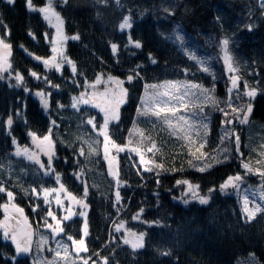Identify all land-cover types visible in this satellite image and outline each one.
Instances as JSON below:
<instances>
[{"label": "snow or ice", "instance_id": "6c2138e0", "mask_svg": "<svg viewBox=\"0 0 264 264\" xmlns=\"http://www.w3.org/2000/svg\"><path fill=\"white\" fill-rule=\"evenodd\" d=\"M5 2L8 5L14 4V0ZM258 4L264 9V0H258ZM25 6L29 13H38L48 25L43 38L49 46V55H35L24 48L23 44L19 45L28 56L43 65V74L32 68L26 70L29 78L43 86L30 89L24 73L14 68L10 29L2 21L0 82L7 83L10 89L23 88L24 93L36 97L47 117V129L43 134L29 129L26 137L30 143L21 145L17 137L12 135V126L21 117V109L17 107L14 112L9 109L7 116H0V131L5 133L4 147L7 149L3 158H0V194L6 196L0 202V210L3 211L0 233L6 241H10L9 251L0 252V256L4 257L3 264H19L18 258H23L27 264L29 257L32 258L31 264H113L114 261L119 264L115 257L117 249L127 246L133 256L137 254V250L144 249L150 237L149 231L130 227L128 219L123 218L130 206L123 202L121 191L130 185L121 179L117 155L113 153H123L126 149L139 157L138 165L133 164L132 167L137 168L136 174L142 182L144 176L141 169L147 174L154 172L157 185L160 183L161 172L180 174V178L174 182V188L181 189L180 195L172 197L173 200H179L184 205L195 202L210 206L217 192L223 196L235 193L236 203L231 214L238 217V224L249 227L264 217V143L258 149L251 150L256 153L254 159L251 153L249 158H245L241 150L242 130L252 122L256 99L258 96L264 98V88L259 79L245 78L241 73L233 48L235 33L222 34L218 39L207 37L204 42L206 47L201 52V46L191 39L181 24L173 23L170 29L160 27L161 23L174 17L177 7L175 4L168 6L162 3L159 16L155 15L153 9L157 22L154 36L156 49L175 50L180 57V64L172 66L170 71L182 78L150 82L147 71L159 66L160 61L153 51L145 54L142 40L134 39L132 35L137 19L144 17L148 10L137 9L134 18L133 8L125 11V4L121 0H93L95 19L102 18L101 9L114 7L120 16L113 25V32L122 38L126 31L128 35L122 48L119 42L111 39L107 41L106 47L111 51L113 63L107 64L97 57L100 67L98 70L93 68L89 75L88 69L81 67L65 50V41L81 39L79 32H74L71 36L65 33L66 20L62 12L68 7V0H41L39 4L33 3V0H25ZM251 17L250 12V22L242 26L249 32L259 27ZM259 19L264 20V11ZM216 21L220 22L221 18L216 17ZM27 35L33 40L37 38L30 28ZM130 49L138 50L139 59L137 51ZM208 49H213L214 52L209 54ZM122 52H127L128 56L122 58ZM125 59L129 62L126 68L123 67ZM133 59H136L135 64L130 63ZM221 62L222 76L227 77L224 97L216 94V66ZM246 66H249L247 62ZM255 66L256 60L253 59L249 66L250 76L259 77V73L254 70ZM163 67L166 71L169 70L167 61ZM64 71L70 73L64 78V83L74 87L76 91L69 95L67 104L56 100L53 108L50 97L53 94L62 96L63 93L61 85L53 83L48 77L56 75L59 78ZM201 76L203 80L198 79ZM141 83L142 89L136 98L132 88ZM130 103L135 104V110L130 115L127 135L123 136V142L120 143L114 137L122 133V106L128 107ZM70 110L72 115H61ZM212 113H219L221 119L215 146L209 148ZM55 116H59V122ZM65 119L70 122L76 120L75 131H69L70 125L65 126L63 133L59 131ZM141 123L150 125L152 131L141 127ZM165 132L167 136L158 142L155 134ZM68 135L71 140L65 139ZM8 137H11L10 143ZM169 140H174L178 149L172 155L171 167L163 162V148ZM57 144L63 147L58 149ZM65 147L70 155L64 157V166L67 167V162L72 161L68 179L77 185L78 194L68 189L64 182L65 174L56 171L54 167L59 160L57 152ZM244 147L248 145L245 144ZM101 149L103 162L107 166V177L110 178L106 192L88 178L95 168L100 167ZM158 156L160 162H157ZM80 157L83 158V163L78 159ZM178 157L181 158L179 168L174 164ZM229 162H235L237 169L223 175L218 184L213 183L207 188L187 175L193 169L198 174H207L216 166H226ZM18 164L23 167L17 169ZM29 170L31 183L25 186L22 178L29 175ZM96 174L99 175L98 172ZM250 176H257L259 183L248 184ZM49 181H54L55 186L48 184ZM93 191L96 196L103 198L106 205L110 204L115 214H104L108 221V239L89 254L86 239H90L89 199L90 192ZM18 194L32 201L30 206L36 217L35 227L25 215V209L16 203ZM153 195L157 197L153 207L160 206V194L154 192ZM53 204L55 208L52 207ZM146 214L145 203L142 201L136 211L131 213L130 220L149 227L162 224L166 228L170 227L164 223L167 217L144 219ZM171 215L172 213H168V216ZM73 217L82 218L79 230L75 234L65 235L66 228L62 222L70 223ZM59 236L65 238L60 239ZM109 247H112V252L102 255V250ZM158 255L171 257L172 253L171 250H158ZM248 256L255 259L254 253H248ZM173 264H179V260L175 259Z\"/></svg>", "mask_w": 264, "mask_h": 264}, {"label": "trees", "instance_id": "16d2710c", "mask_svg": "<svg viewBox=\"0 0 264 264\" xmlns=\"http://www.w3.org/2000/svg\"><path fill=\"white\" fill-rule=\"evenodd\" d=\"M41 0H33V3L39 4ZM125 4V11L127 8H133L134 18L136 17V10H145L144 17L137 19V23L132 30L133 38H140L144 43V53L153 51L158 57L160 65L149 68L147 71V78L151 81H159L166 79L182 78L176 76L170 71L172 66L180 64V57L175 50H160L157 51L154 36L156 28V20L153 16V9L155 15H160V7L162 3L172 6L175 4L176 11L174 17L160 24L161 28L170 29L173 23H179L184 30L189 34L191 39L201 46V52L204 51L205 39L209 36L218 39L222 34L235 33V44L233 45L234 54L240 64V70L245 78L259 79L261 87L264 88V20H260L262 11L258 4V0H121ZM93 0H68V7L64 9L62 15L65 17V33L71 36L74 32H79L81 35L80 41H67L65 50L67 55L77 61L81 67L88 69L89 75L93 68L99 69V61L97 57L102 58L107 64L113 63L111 60V51L106 47L108 40L119 42L121 48L128 32L124 33V37H119L113 32V25L119 19L120 13L114 7L101 9L102 18L95 19V10L92 8ZM252 13V20H255L259 25L258 28L249 32L242 27L244 24L250 22L249 13ZM216 17H220L221 21L217 22ZM0 21L6 24L10 29V42L13 45L11 60L14 68L20 69L27 81V86L30 89H37L42 87L40 83L31 79L27 75V68H32L41 74L43 67L41 64L35 62L28 56L19 45L23 44L29 52L35 55L46 56L49 54V46L46 44L43 34L48 29L38 13H29L25 6V0H14V4L8 5L4 0H0ZM221 23L223 29H221ZM36 35L33 40L27 35L28 29ZM2 31V29H0ZM84 45H87L85 48ZM130 51H137V59H139L138 50L130 49ZM209 54L214 52L213 49H208ZM128 56L127 52H122V58ZM256 60L255 72L259 73V77L250 76L249 66L252 60ZM165 61L168 62V71L163 67ZM246 62L247 65L246 66ZM131 64L136 63V59L131 60ZM129 62L125 59L123 67H128ZM183 66V65H181ZM66 67V66H64ZM222 62L216 66V74L218 77L216 94L219 97L225 96V80L226 76H222ZM54 73V71L52 70ZM118 74V73H114ZM58 75V74H57ZM68 71L63 72V76L57 78L56 75H49V79L55 84L61 85L63 95L53 94L50 97V104L55 108V101L60 100L62 104L69 102V95L76 91L74 87H69L64 83V78L68 77ZM203 80V77H198ZM127 86V85H126ZM82 87V82H81ZM142 89V83L133 87L132 91L136 98L138 92ZM45 91H48L45 88ZM19 97V100H17ZM19 107L22 115L18 120L14 121L12 126V135L17 137L19 144L25 145L29 143L26 133L29 129L36 131L38 134H43L47 129V117L40 108L38 101L30 94L23 92V88H8L5 82H0V116H7L9 109L13 112ZM135 104L130 103L128 107L122 106L123 123L121 124L122 133L116 135L114 138L117 142H123V136L127 135V128L130 125V115L134 113ZM64 117L72 115L69 112L61 113ZM59 122V116H55ZM209 148L215 146L216 139L219 133V121L221 115L219 113H212ZM252 122L260 123L261 133L264 139V98L257 97L255 102V115L252 117ZM72 127L74 122H67L65 119L59 131L62 133L65 126ZM149 130V127H144ZM55 131V130H54ZM71 131V128H69ZM151 131V128H150ZM149 131V132H150ZM242 135L241 150L245 158H249L252 152L250 143L245 138L244 130ZM156 137L158 141H162L165 137ZM70 136H66L68 139ZM11 137H8L10 143ZM246 140V141H245ZM245 141V142H244ZM248 144L245 148L244 145ZM5 145V133L0 131V158H3V153L7 149ZM63 146L57 144V148ZM250 148V149H249ZM178 150L175 147L174 140H169L163 148V155L165 159L163 162L166 166L171 167L173 164L172 155ZM70 155L66 147L62 151L57 152L59 160L55 163L56 171L64 173V182L70 191L78 194L77 185L72 180L68 179V174L72 170V161L67 162L65 167L64 157ZM100 167L95 168L92 175L88 177L93 182L101 186V190L106 192L109 189L105 165L100 159ZM15 159V158H13ZM81 163L83 158L80 157ZM186 159V157H184ZM254 159V158H253ZM181 158L178 157L174 162L175 167H180ZM120 176L122 180H126L130 187L122 189L121 195L124 197L123 202L129 205L125 217L128 219L130 227L138 228V230L149 231L150 237L146 247L137 250V254L133 256L131 250L124 246L122 249H117L115 257L119 264H173L175 259L179 260V264H238L239 260H243L248 256V253H254L255 258L259 264H264V217L258 220L255 224L249 227H243L237 223L238 217L231 214L235 207L236 196H223L218 192L211 201L210 206H203L190 202L189 205H184L172 197L178 195L180 188H174V182L180 178V174L172 172H161L159 179L160 183H156V174L141 173L144 176L143 182L138 176L137 168L132 167L133 164L138 165L133 153L128 150L118 157ZM157 162H160L159 156ZM95 163V161H93ZM17 169L23 167L22 164L16 165ZM91 167V165H89ZM237 169L235 162H229L226 166H216L214 170H210L207 174H198L195 170H189L187 175L201 182L203 188L211 186L213 183L218 184L220 178L230 171ZM99 173L97 175L96 173ZM31 170L29 175L23 177L25 186L31 183ZM74 179V178H73ZM257 176H250L248 184H257ZM48 184L53 185L54 181H49ZM46 184L45 186H48ZM158 192L161 201L160 206L155 205L157 197L153 195ZM131 196V199L128 197ZM89 199V225H90V239H86V243L90 249L89 254L95 252L100 244L108 239V221L104 214H115L111 209L110 204L106 205L102 197L95 195L94 191L90 192ZM6 199L4 194H0V202ZM145 203L146 215L144 219H153L157 217H167L164 220V225L151 227L147 225H140L138 221H131V213L136 211L140 206V202ZM32 201L24 198L21 194L17 195L16 203L25 209V215L29 217L31 223H34L36 217L32 214L30 205ZM168 213H172L168 216ZM1 216V210H0ZM81 220L79 218L72 219V222H63L66 233L75 234L79 230ZM99 237V239H98ZM78 238V237H77ZM10 242L6 241L0 234V252H8V245ZM115 247V245H113ZM158 250H171V257H164L158 255ZM112 252V247L102 250V255H108ZM19 264H26L23 258H18ZM4 257L0 256V264H3ZM27 264H31L28 259ZM115 264V261L113 262Z\"/></svg>", "mask_w": 264, "mask_h": 264}, {"label": "rangeland", "instance_id": "374dc122", "mask_svg": "<svg viewBox=\"0 0 264 264\" xmlns=\"http://www.w3.org/2000/svg\"><path fill=\"white\" fill-rule=\"evenodd\" d=\"M5 1V0H4ZM39 15V14H38ZM42 19V18H41ZM43 21V20H42ZM44 22V21H43ZM45 23V22H44ZM45 25L48 27V25L45 23ZM69 40H71V39H69ZM69 40H67V41H69ZM67 41H65V45H66V43H67ZM49 54H50V52H49ZM48 54V55H49ZM36 62H38V61H36ZM38 63H40V62H38ZM42 65V64H41ZM43 66V65H42ZM53 71H54V69H53ZM7 84V83H6ZM32 96V95H31ZM34 99H36L37 101H38V104H39V100L36 98V97H34V96H32ZM39 106H40V104H39ZM82 108L84 107L83 105L81 106ZM40 108H41V106H40ZM42 109V108H41ZM42 111H43V109H42ZM44 112V111H43ZM67 122H70L69 120H67ZM71 122H74V125L72 126V127H69V128H71V131H75V124H76V120L75 119H73ZM260 125H262V124H260V123H257V124H255L254 122H251L247 127H244L243 128V130H244V133H245V138H247L248 139V141H249V143H247V145L249 144L250 145V147H251V149H253V148H259V145L261 144V143H264V139H263V135H262V133H261V128L259 127ZM141 127H149V130L148 131H150V128H151V126L150 125H148V124H145V123H141V125H140ZM65 131V130H64ZM63 131V132H64ZM70 131V132H71ZM151 131H152V129H151ZM150 131V132H151ZM62 132V133H63ZM167 133L165 132V133H156L155 135H156V137L158 136V137H162V136H164V135H166ZM68 136H70V135H68ZM68 140H71V136L68 138ZM246 141V140H245ZM244 141V142H245ZM101 142H102V138H101ZM159 142V141H158ZM29 143H30V141H29ZM245 148H247V147H245ZM177 149V148H176ZM250 149V148H249ZM178 150V149H177ZM125 151H127V149L125 150ZM124 153V152H123ZM123 153H119V154H116V153H113L114 155H117V160H118V157H119V155H121V154H123ZM133 155H134V157H135V159H136V161L139 163V157H137L136 156V154L135 153H133ZM255 156H256V153L255 152H251V157L252 158H255ZM100 159H102V162H103V152H102V149H101V151H100ZM13 158H15V157H13ZM15 159H17V158H15ZM104 163V162H103ZM105 165V169H106V173H107V166H106V164H104ZM31 178V177H30ZM257 180H259V178L257 177ZM257 183H259V181H257ZM51 186H55V184H53V185H51ZM180 191H181V189L178 191V195L177 196H179L180 195ZM231 195H234V196H236L235 195V193H232ZM177 201H179V200H177ZM42 202V201H41ZM180 202V201H179ZM30 203H32V202H30ZM52 207L53 208H55L56 206L53 204L52 205ZM30 208H31V206H30ZM32 210V209H31ZM3 216V211L1 210V216L0 217H2ZM73 218H77V217H73ZM79 218V217H78ZM80 220H81V223H82V218H80ZM29 222H30V220H29ZM31 223V222H30ZM63 223V222H62ZM35 224H36V219H34V223H32V225L35 227ZM1 234V236L3 237V235H2V233H0ZM59 235V234H58ZM4 238V237H3ZM59 238L60 239H64L65 237H63V236H59ZM8 242H10V241H8ZM53 247H54V245H53ZM45 255H48L47 253H45ZM29 259H30V262H31V257H29ZM238 264H259L258 262H257V260H256V258L255 259H252L251 257H249V256H247L246 258H244L242 261L241 260H239V263Z\"/></svg>", "mask_w": 264, "mask_h": 264}]
</instances>
